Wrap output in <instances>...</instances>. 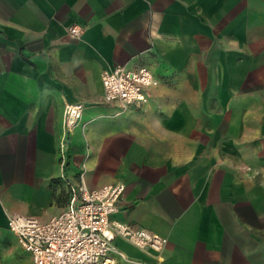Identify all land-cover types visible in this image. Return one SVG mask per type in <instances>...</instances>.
I'll return each mask as SVG.
<instances>
[{
  "label": "crops",
  "instance_id": "0c3cea01",
  "mask_svg": "<svg viewBox=\"0 0 264 264\" xmlns=\"http://www.w3.org/2000/svg\"><path fill=\"white\" fill-rule=\"evenodd\" d=\"M118 65L159 80L145 104L104 100ZM83 167L124 185L112 220L167 240L116 238L115 264H264V0H0V264H31L8 219L60 213Z\"/></svg>",
  "mask_w": 264,
  "mask_h": 264
},
{
  "label": "built area",
  "instance_id": "2783aa9c",
  "mask_svg": "<svg viewBox=\"0 0 264 264\" xmlns=\"http://www.w3.org/2000/svg\"><path fill=\"white\" fill-rule=\"evenodd\" d=\"M70 34L77 38L83 29L72 26ZM103 98L116 103L125 111L148 101L150 89L159 80L146 66L127 68L115 66L101 76ZM83 105L64 104V127L71 132L81 123ZM85 124L81 125L84 130ZM61 161L66 162L65 141L59 142ZM88 156V151L86 152ZM80 174L77 197L57 215L42 222L32 217L14 216L7 221L10 232L20 248L30 256L31 264H115V256L122 260L114 241L123 238L132 245L159 254L167 240L146 230H132L126 224L112 220L117 212L124 185L115 182L96 189L87 188Z\"/></svg>",
  "mask_w": 264,
  "mask_h": 264
}]
</instances>
